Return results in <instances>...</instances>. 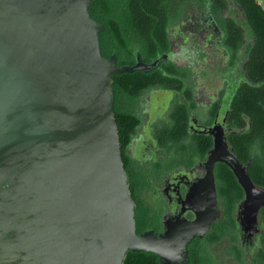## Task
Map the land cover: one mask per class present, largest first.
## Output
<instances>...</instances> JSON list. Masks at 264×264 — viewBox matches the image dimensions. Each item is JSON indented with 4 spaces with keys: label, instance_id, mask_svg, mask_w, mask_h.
<instances>
[{
    "label": "water",
    "instance_id": "obj_1",
    "mask_svg": "<svg viewBox=\"0 0 264 264\" xmlns=\"http://www.w3.org/2000/svg\"><path fill=\"white\" fill-rule=\"evenodd\" d=\"M94 0H0V264H124L128 252L187 264L188 244L218 216L213 165H227L253 219L264 195L229 154L221 125L205 175L162 234L136 230L121 157L112 78L169 60L118 67L102 57ZM264 10V0L260 3Z\"/></svg>",
    "mask_w": 264,
    "mask_h": 264
},
{
    "label": "rangeland",
    "instance_id": "obj_2",
    "mask_svg": "<svg viewBox=\"0 0 264 264\" xmlns=\"http://www.w3.org/2000/svg\"><path fill=\"white\" fill-rule=\"evenodd\" d=\"M256 1L260 5L261 0ZM104 2L107 6L108 15L112 17L111 19L120 29L122 41L125 42L128 48L130 47L133 59L135 55H139L140 59L153 60L156 55L150 56L147 40L138 36L132 29L127 0H104ZM224 3L225 7L220 9L211 0H159L160 8L165 15L166 38V49L159 55L165 54L169 57V60L162 63L159 69L165 74L167 72L166 68H170L169 73H173L174 77L182 82L183 88L182 90H174L170 87L163 89V87L156 86L148 89L141 99L140 105L135 108L137 115L140 117V123L125 150V155L131 160L135 157L134 154L139 149L141 137L148 126L152 129V132H157L156 136H158L160 131H164L172 125V112L178 108L184 107L188 111L189 106H191V109H194V114H199L198 116L205 115L210 110L217 97L218 90L223 85L229 93L234 91L236 82L242 75L241 66L246 57L245 48L252 45L253 36L237 4L233 3L232 0H224ZM226 19L233 21V31L236 33L234 34V41L225 43V40L222 46L218 40V35L213 33L212 29L209 31L208 25L204 28V25H201L203 24L201 20H211V24L214 23L215 27H219L226 24ZM219 32L226 39L225 29L220 30L219 27ZM230 38L232 40V37ZM241 45L243 48L240 49ZM226 51L229 52L227 60ZM231 122L233 120L230 118L228 124L234 128ZM191 125L192 123H190ZM192 131L189 127V132ZM235 141L236 145L234 144V146L236 147L239 140L236 138ZM185 143L188 145L187 139ZM198 145V142L194 144L190 138L191 155L195 154L194 158H197L196 160L199 162L202 159H200L201 157L197 152V150L200 151ZM202 147L204 146L202 145ZM176 162H178V159H175ZM166 168H168V165ZM180 169L182 168L171 172L164 180L166 181L170 176H174ZM221 175L222 170L219 169L216 173L218 195L221 200L219 206H221L222 212L226 211V217L231 219L236 216L238 200L233 199L228 202L226 198L224 202L223 196L226 195V191L221 183ZM163 181L156 180L152 185L146 183L141 198L145 207L142 209L140 224H138L141 232L147 229H158V226L161 225L165 210L162 209L159 201L164 199L166 203V199L161 195L159 196L160 191L164 188ZM148 182L150 183V180ZM154 195L158 196L155 198ZM223 204L225 205L224 209H222ZM229 222L231 225L232 220H229ZM230 225L229 227L234 228V225ZM223 226H225L224 223L216 225L207 238V240L215 243L212 244L210 252L217 263L221 262L226 247L230 243H237L235 239L230 241L229 237L220 236V229ZM227 264L237 263L233 257V261H228ZM243 264H253L250 255H243Z\"/></svg>",
    "mask_w": 264,
    "mask_h": 264
},
{
    "label": "flooded vegetation",
    "instance_id": "obj_3",
    "mask_svg": "<svg viewBox=\"0 0 264 264\" xmlns=\"http://www.w3.org/2000/svg\"><path fill=\"white\" fill-rule=\"evenodd\" d=\"M201 22L204 28L208 25L209 31L212 29L213 33L218 35V40L223 46L225 37L219 32V27L221 30L225 28V25L215 27L214 23L211 24V20H201ZM241 46L240 49L243 48V46ZM246 49L247 46L245 50ZM226 52L227 60L229 58V52ZM138 57L140 56H134L133 64ZM141 60H144L146 63L152 61H146V59L143 58H141ZM245 60L246 57L244 61ZM244 61L241 66L242 75L237 80L234 91L229 93L228 89L223 85V87L218 90L217 97L207 114L198 116L199 114H194V109H191V106H189L186 134L181 141L179 139L176 143L172 142V144H169L164 142L160 144L156 136L158 133L152 132L150 126H148L143 133L141 141L139 142V149L134 154L135 157L132 160L136 166L141 167V172L145 175L146 183L152 185L156 180L163 181L171 172H174L178 168H182L174 176H170L166 181L164 180L162 182L164 188L160 191L159 196L161 195L165 198L166 203L164 199L159 202L162 209L165 210V214L158 229L147 230H152L158 235L162 234L166 230L169 221L177 218V216H182V218L187 221H192L194 219V215L191 212L181 214V208L183 207V202L185 201L191 184L205 175L206 160L214 148L213 135L209 131L214 126L221 125L229 154L238 161L252 186L264 195V117L261 118L262 122L257 129L256 127H254L255 129L252 127L248 117L240 116L236 121L233 120L231 123L234 128L228 124L230 119L229 106L237 90L243 84H247V86L253 88L263 86V84L254 83L249 80L244 71ZM190 123H192L191 126ZM189 127L193 130L192 132H189ZM159 133L163 134L161 131ZM190 138L193 140L194 144L197 142L199 143L198 147L200 151L197 150V152L202 161L198 162V160H196L197 158H194L195 154L191 155L192 150L189 147ZM236 138L239 140L237 142V148L234 146V144L236 145ZM186 139L188 145L185 143ZM201 143L204 147H202ZM168 149H171L170 152H168L169 155L166 152ZM175 159H178V162L175 163ZM167 165L168 168H166V170L165 167ZM219 169L222 170L221 183L226 191V195L223 196L224 202L226 198L228 202L233 199L236 201L238 200L236 216L231 219L226 217V211L222 212L221 206H219L221 200L218 195V184L216 183V173ZM153 171H155V174ZM213 178L218 216L212 222L205 235L201 238L193 239L188 244L187 264H227L228 261H233V257L237 264H243V255L245 254L250 255L253 264H264V203H258L256 215L251 219L246 213L247 197L245 190L231 169L224 163H215L213 165ZM148 180H150V183ZM157 196H155V198ZM224 207L225 205L223 204L222 209H224ZM229 220H232L231 225ZM219 223H224L225 225L220 229V236L229 237L230 241L235 239L237 243H230L223 252L221 262L217 263L215 257L210 252L212 244L215 243L207 240V238ZM229 225H234V228L229 227Z\"/></svg>",
    "mask_w": 264,
    "mask_h": 264
},
{
    "label": "trees",
    "instance_id": "obj_4",
    "mask_svg": "<svg viewBox=\"0 0 264 264\" xmlns=\"http://www.w3.org/2000/svg\"><path fill=\"white\" fill-rule=\"evenodd\" d=\"M232 1L241 10L253 36L252 45L246 49L244 71L249 80L263 84V86L253 88L243 84L231 100L229 117L235 121L240 116L248 117L252 127L257 129L262 122L261 118L264 117V10L256 0ZM211 2L217 8L223 9L225 7L224 0H211ZM127 8L132 29L138 36L147 40L150 56H157L164 52L166 49L165 15L160 8L159 0H127ZM88 12L96 23L103 26L102 31L98 35L102 57L115 56V62L118 67L123 65L131 66L134 61L133 55L131 56V49L122 41L120 29L111 19L112 17L108 15L104 0H94ZM226 20L224 28L226 31L225 43H228L229 41H234L236 32L233 31V21ZM230 37H232V40ZM166 71L164 74L158 68L149 73L134 72L132 74L117 75L112 78L113 111L118 129L122 162L127 173L131 196L135 203L134 217L138 234L141 233L138 224H140L142 209L145 207L141 198L146 186V179L141 172V167L136 166L134 161L125 155V150L129 146L132 136L140 123V117L137 115L135 108L140 105V101L148 89L159 86L163 87V89L170 87L174 90H182V82L177 77H174L173 73H169L170 68H166ZM171 118L172 125L161 131L163 134L157 136V141L160 144L165 140V143H176L179 139L181 141L186 134L187 108H178L172 112ZM170 150L168 149L166 152L168 153ZM153 173L155 174V171ZM124 264H159V262L156 256L152 254L128 252Z\"/></svg>",
    "mask_w": 264,
    "mask_h": 264
}]
</instances>
